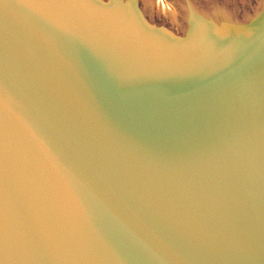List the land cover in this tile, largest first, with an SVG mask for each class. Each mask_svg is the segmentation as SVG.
<instances>
[{"label": "water", "instance_id": "water-1", "mask_svg": "<svg viewBox=\"0 0 264 264\" xmlns=\"http://www.w3.org/2000/svg\"><path fill=\"white\" fill-rule=\"evenodd\" d=\"M191 21L0 0V264H264V0Z\"/></svg>", "mask_w": 264, "mask_h": 264}, {"label": "rangeland", "instance_id": "rangeland-1", "mask_svg": "<svg viewBox=\"0 0 264 264\" xmlns=\"http://www.w3.org/2000/svg\"><path fill=\"white\" fill-rule=\"evenodd\" d=\"M262 0H134L147 23L183 36L192 16L222 11L231 21L244 23L253 17ZM149 4V5H148Z\"/></svg>", "mask_w": 264, "mask_h": 264}, {"label": "bare ground", "instance_id": "bare-ground-1", "mask_svg": "<svg viewBox=\"0 0 264 264\" xmlns=\"http://www.w3.org/2000/svg\"><path fill=\"white\" fill-rule=\"evenodd\" d=\"M151 1V0H150ZM149 5V4H148Z\"/></svg>", "mask_w": 264, "mask_h": 264}]
</instances>
